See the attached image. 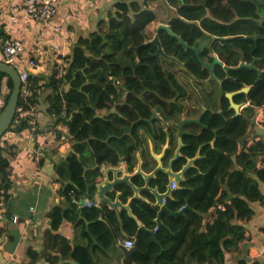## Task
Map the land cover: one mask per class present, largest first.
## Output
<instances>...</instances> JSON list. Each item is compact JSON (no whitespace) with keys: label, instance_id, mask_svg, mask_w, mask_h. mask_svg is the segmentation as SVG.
<instances>
[{"label":"trees","instance_id":"obj_1","mask_svg":"<svg viewBox=\"0 0 264 264\" xmlns=\"http://www.w3.org/2000/svg\"><path fill=\"white\" fill-rule=\"evenodd\" d=\"M148 1L115 0L114 10L99 20L96 30L77 37L66 56H62L61 38L55 34L49 75L30 74L27 88L33 93L28 103L24 104L22 93L19 96L8 131L24 129L42 102L47 107L45 115L52 123L54 140L68 136L72 141L70 151L54 164L57 181L63 185L60 195L67 206L56 207L49 215L50 228L45 232L46 248L51 251L46 258L48 264H96V252L89 246L71 247L69 236H57L59 229L81 227L88 244L95 243L100 251L115 244L120 231L116 214L105 204L78 207L79 201L93 199L96 185L102 180V165L117 167L125 162L132 172L137 164L136 152L141 146L145 149L147 139L165 143L163 127L172 125V121L179 124L183 118H199V142L210 141L215 131L225 128L227 116L233 112H220L221 97L246 85H252L250 91L235 97L244 102L247 95L249 100L236 117V126L239 119L247 122L258 110L264 113V0H163L176 9L175 17L167 24L171 30L199 50L202 60L211 63L216 57L220 61L221 65L213 67L214 78L194 51L183 48L165 30L156 31L160 22L155 11L148 8ZM0 34L4 36L5 32L0 30ZM155 34L165 54L174 60L147 58L156 52L151 42ZM134 47H139L138 55ZM34 52L20 54L19 65L31 59ZM242 61L253 67L237 68ZM223 66L233 69L225 72ZM243 72L251 74L247 83L241 78ZM3 79L7 89L2 110L12 90L10 79L0 73ZM47 89L49 94L42 98ZM202 108L206 109L204 113ZM155 114L160 118L152 124L155 128L158 123L159 130L155 129L153 136L147 121ZM244 135L242 132L238 139ZM175 148L173 143L170 152ZM12 151V146L0 144V190L4 189L6 195L8 162L4 154ZM233 156L238 170L218 176L223 189L214 205H225L207 225L208 235L198 231L201 214H163L165 224L157 227V210L140 200L132 201L133 214L147 230L155 231V241L147 231L138 229L136 220L123 213V231L137 244V251L130 256L131 264H225L229 250L239 253V246L247 240L243 224L252 216L249 203L264 204L257 184L264 183V142L250 144L247 140ZM224 184L231 187L230 193ZM120 190L124 196L132 195L127 186H120Z\"/></svg>","mask_w":264,"mask_h":264},{"label":"crops","instance_id":"obj_2","mask_svg":"<svg viewBox=\"0 0 264 264\" xmlns=\"http://www.w3.org/2000/svg\"><path fill=\"white\" fill-rule=\"evenodd\" d=\"M10 1L12 0H0V30L9 32L10 35L22 39L25 52L35 51L31 59L37 60L39 64L36 75L46 78L50 71L48 66H51V62L53 61V49L51 48L53 43L50 38V33H53V35H55V33L49 27L39 25L30 20H21L17 24L9 25L6 7ZM97 1L100 0H93L92 3H87L82 0H62L59 4L54 21L66 22L65 25L70 31L69 41L71 44H74L77 37L86 36L87 33L96 30L99 20L105 17L102 15L104 14L102 11V14L100 13V16H97L98 20L96 22V16L94 18L92 15V11H96L97 14L103 8V4H98ZM102 1L104 2L107 0ZM223 2H225V0H223ZM95 4L97 5L96 7ZM168 9L172 16L170 18H174L176 9L171 6H168ZM196 24H198V22H196ZM59 45L61 47V40ZM26 63L27 60L24 63H20L22 69H27ZM224 67L225 66H223V68ZM48 94L49 91H43L42 98L46 97ZM5 96L6 93L3 95L2 100H0V113L2 111ZM235 97L233 98L234 102L241 104L238 115L235 114V111L231 108L225 95L223 94L221 97L220 112L222 114L231 110H233V112L227 116L225 128L219 132L215 131V136L210 141L199 142L198 138H200L202 134L199 118L191 120L182 119V121H188L183 126L184 135L181 138L182 143L188 145L183 152L184 155L186 158L193 157L196 150L201 146L200 154L203 156V159L196 162V166L199 169L198 172L192 170L187 173L189 181L181 185V190H176L175 188L173 190L171 189L173 191V197L179 200L180 204L167 203V207L173 212H177L183 206L187 207L181 216H185L188 213L201 214L202 224L201 227L198 228V231L202 235H208V233H206L207 226H204V224L207 223L208 225L216 218L217 209L214 202L223 189V185L219 181L220 177L218 176L223 173L238 170V166L234 164L233 153L241 148L242 144L247 140L250 141V144L254 141L264 142L263 111L258 110L254 117L247 120V122L243 119H239V125L237 127L236 117L248 106L249 102L248 104H246L245 101L238 102L240 100H235ZM243 100L244 98L242 101ZM43 105L45 104L42 102L38 105L33 118L24 129L20 131H8L0 139L1 145L7 144L13 147V151L10 155L4 154L8 162L5 168L6 175L4 182L8 188L5 209L2 210L3 216L0 219V264H48L49 262L46 258L47 255L51 254V251L46 248L47 240L45 238V232L50 228L49 215L56 207L64 209V207L67 206L60 195L63 185L57 181L54 164H57L58 161L70 151L72 141L68 136H63L59 141L54 140L52 123L44 113L37 112L38 108H41ZM205 111L204 108H202V113ZM97 113L103 115L104 111H97ZM155 116L154 121L159 120L160 116L158 114H155ZM179 124L172 121V125L168 126L166 124V126L163 127L161 131L166 136L165 143L157 144L154 139L148 138L145 149L143 150L141 146L140 150L136 152V157L137 154L140 156L141 169L144 173H150L154 167H156L157 161L154 155L159 156L162 154V165L164 167L168 166L178 146ZM155 125V128L152 125L153 136L155 129L159 130V124L155 123ZM242 132H245V135L238 139V136L240 137ZM170 134L172 135L171 138ZM173 143L176 144V148L174 151L170 152ZM167 153H170L169 155L171 156H166ZM183 163L184 161L180 164ZM120 164H125L127 171L131 172L125 162ZM262 165L264 166V162H262ZM106 167L109 166H101V173ZM135 169L136 166L134 170ZM109 176L111 177V174ZM0 177L3 179V175H0ZM103 178L104 175L102 174V180ZM132 180L133 183L138 186L144 184V180L140 175ZM155 184L156 182L153 179L149 180V185L151 187ZM166 184L167 182L165 180L162 182L161 188L163 189ZM257 184L260 194L264 196V183L257 181ZM224 188L227 193H230L231 187L229 185L225 186L224 184ZM96 193L92 200L97 199ZM141 195L148 196L146 192L141 193ZM108 196L111 199L114 198L113 193L108 194ZM131 197L132 195L124 196L123 193L120 200L122 203H126ZM85 200L88 199L86 198L79 201L78 207H83L82 203ZM220 204L225 205L224 203ZM30 208H32L33 211H30ZM108 209L110 210V208ZM249 210L252 216L249 221L243 224L247 234V240L239 246V253L229 250V252L225 254V264H264V204L258 201L250 202ZM123 213L129 216L126 210H122L120 211V220L116 217L119 222V234L121 230L123 231V221L121 218ZM131 213L132 216L135 217L132 209ZM13 217L17 218L16 222L12 221ZM161 222L165 224L163 222V215L161 216ZM142 226L144 227L143 224ZM114 227L115 226L112 224L111 228ZM203 228L206 229L203 230ZM68 230L69 231L66 229H59L56 234L59 236L64 233L67 237L69 236L71 247L74 245L89 246L91 251L96 252V264H128L124 252L125 248L123 247V241L126 240L124 237L117 236L113 247L100 251L95 243L88 244L89 240L87 236L83 234V229L81 227L74 228L73 226V228H68ZM124 234L126 233L124 232ZM134 240L136 241L135 238ZM68 263L71 264V262Z\"/></svg>","mask_w":264,"mask_h":264},{"label":"water","instance_id":"obj_3","mask_svg":"<svg viewBox=\"0 0 264 264\" xmlns=\"http://www.w3.org/2000/svg\"><path fill=\"white\" fill-rule=\"evenodd\" d=\"M165 30L170 36L174 37L178 40L180 45L188 50H192L195 52L198 61L202 65V67H205L209 71L210 78H214L213 74V67L216 64H220V61L215 57L211 63L206 62L201 59L200 51L190 47L186 42H184L181 37L174 33L171 28L167 24H159L156 28V31L159 30ZM153 45L156 47V52L154 54H150L147 56V58L153 57L156 59H159L160 57L168 58L170 60H174L173 57H169L165 54V52L162 49V45L159 41V38L157 34H155L154 38L151 41ZM135 52L138 55L139 47H134ZM141 59L140 57H138ZM179 64H181L179 62ZM252 68L253 65H246L243 61L239 64L237 68ZM230 69L229 67H224L225 72H228ZM0 73L6 75L11 83H12V90L9 94L8 101L3 108V110L0 113V139L7 133L8 129L12 125L16 112H17V106H18V99L21 94L22 89V81L20 79V75L18 70L14 66L7 65L3 62H0ZM261 75V74H259ZM250 91V87H243L237 91L233 92H227L225 93V98L229 101V104L231 108L235 111V114H239L241 104H237L234 102L233 98L240 94H247ZM46 106L43 105L41 108H38L37 112H42L46 114ZM205 111V108H204ZM156 116H152L150 120L147 122L151 125H153V121L155 120ZM187 120H183L178 125V146L174 152V155L172 159L169 161V164L167 167H164L161 162L162 154L159 156H155L154 158L157 161L156 167L150 172V173H144L141 169V159L139 154H137L138 162L136 165V169L133 172H128L126 169L125 164H120L118 167L109 166L103 169L102 174L104 175V178L99 184L97 185V193L96 198L103 204L107 205L110 210H113L117 218L120 220V211L126 210V212L129 214L131 218L136 220L137 225L139 226V230L141 231H147L151 236L153 237V241H155L154 237V231L153 230H147L145 229L140 221H138L134 216H132L131 213V203L132 200H140L144 202L145 204H148L152 206L154 209L157 210L155 223L157 227L163 226L161 222V216L163 214H168L172 216H181L183 215L184 211L187 209V207L183 206L181 207L177 212L171 211L168 207L166 202H170L171 204H179L180 201L175 199L172 195L171 190V183L175 184V189L181 190V185L188 182L189 179L187 178V173L189 171H196L198 172L199 169L196 166V162L203 159V156L200 154L201 146L196 150V153L191 158H186L184 155V150L188 145L182 143V136L184 135L183 132V126L187 123ZM167 146V145H166ZM165 149V147H164ZM182 161H184L183 164H180ZM180 164V165H178ZM111 174V177L109 176ZM142 176L144 180V184L142 186H138L135 183H133L132 179H135L138 176ZM167 184L161 188L162 182L165 180ZM153 179L156 184L151 187L149 185V180ZM120 186H127L132 191V197L127 200L126 203H122L120 200V197L123 195V191L120 190ZM146 192L148 196H143L141 193ZM113 193L114 198L111 199L108 194ZM165 201V202H164ZM119 237H124L125 239H132L134 241V245L130 249H124L125 255H126V261L128 264L130 263V256L132 253L137 251V244L134 238H131L124 234V232L121 230Z\"/></svg>","mask_w":264,"mask_h":264},{"label":"built area","instance_id":"obj_4","mask_svg":"<svg viewBox=\"0 0 264 264\" xmlns=\"http://www.w3.org/2000/svg\"><path fill=\"white\" fill-rule=\"evenodd\" d=\"M87 3H92L93 0H82ZM62 0H12L6 7L7 21L9 25H14L21 20H30L39 25L49 27L55 34L61 38V54L66 56L71 52V42L69 41L70 31L66 27V22H55L54 19L57 15L58 6ZM25 51V46L22 39L10 35L9 32H5L4 36L0 34V56L2 62L14 66L20 75L22 81L21 93L23 95L24 104L28 103V98L32 95L33 91L27 88V81L30 74H37L39 64L35 59L27 60V69H22L19 65L18 57ZM7 81L6 79L0 80V100L6 93ZM46 91H49L47 89ZM175 188V184H171V189ZM7 195L4 189L0 190V219L2 218V210L5 209ZM165 202V201H164ZM101 202L98 199L85 200L82 205L83 207H99ZM217 210H224V205L219 204L216 207ZM30 211H33L30 208ZM13 222L17 221L16 217L12 218ZM212 222H210L211 224ZM207 226V223L204 224ZM206 228H203L205 230ZM134 245V241L126 239L123 241V247L130 249Z\"/></svg>","mask_w":264,"mask_h":264},{"label":"rangeland","instance_id":"obj_5","mask_svg":"<svg viewBox=\"0 0 264 264\" xmlns=\"http://www.w3.org/2000/svg\"><path fill=\"white\" fill-rule=\"evenodd\" d=\"M97 3L98 4L102 3L103 4L102 5L103 8H102L101 11L98 10L99 13H97V14H96V11H92V15L94 16V18L96 16V19H95L96 22L98 20V17L100 16L99 14L100 13L102 14V11L104 13L103 15L106 16V14L108 13L109 10L110 11L114 10L115 0H107V1H104V2L102 0H100V1H97ZM107 4H110V5H107ZM96 6L97 5L95 4V7ZM147 6L151 10L155 11V13L157 15V20L160 22V24H168L169 20L171 19L170 17H172V16L169 13L168 5L163 0H149ZM100 7H101V5H100ZM83 27H84V25H83ZM50 38H51L52 43H54L55 40H56V37L53 35V33H50ZM241 78L243 80H245V82H246V80L251 79V74L243 72L241 74ZM249 86L252 87V85H246L245 87H249ZM243 101H245V103L248 104L249 100H248L247 95L244 97Z\"/></svg>","mask_w":264,"mask_h":264},{"label":"flooded vegetation","instance_id":"obj_6","mask_svg":"<svg viewBox=\"0 0 264 264\" xmlns=\"http://www.w3.org/2000/svg\"><path fill=\"white\" fill-rule=\"evenodd\" d=\"M155 116V115H154Z\"/></svg>","mask_w":264,"mask_h":264}]
</instances>
